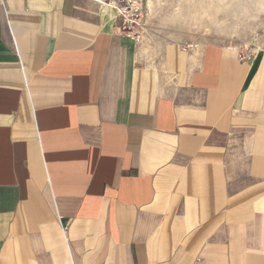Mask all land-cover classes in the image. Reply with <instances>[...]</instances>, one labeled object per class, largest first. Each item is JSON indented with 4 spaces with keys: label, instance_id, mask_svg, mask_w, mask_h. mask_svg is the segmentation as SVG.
Listing matches in <instances>:
<instances>
[{
    "label": "crops",
    "instance_id": "obj_1",
    "mask_svg": "<svg viewBox=\"0 0 264 264\" xmlns=\"http://www.w3.org/2000/svg\"><path fill=\"white\" fill-rule=\"evenodd\" d=\"M102 0H0V264H264V38L122 36Z\"/></svg>",
    "mask_w": 264,
    "mask_h": 264
},
{
    "label": "rangeland",
    "instance_id": "obj_2",
    "mask_svg": "<svg viewBox=\"0 0 264 264\" xmlns=\"http://www.w3.org/2000/svg\"><path fill=\"white\" fill-rule=\"evenodd\" d=\"M263 1L123 0L122 4L132 7L139 29L134 40L149 52L171 41L214 42L248 55L264 38Z\"/></svg>",
    "mask_w": 264,
    "mask_h": 264
},
{
    "label": "built area",
    "instance_id": "obj_3",
    "mask_svg": "<svg viewBox=\"0 0 264 264\" xmlns=\"http://www.w3.org/2000/svg\"><path fill=\"white\" fill-rule=\"evenodd\" d=\"M123 0L109 1L108 5L113 6L117 10L118 18L120 19V23L118 25V32L122 36H126L129 38L137 39L139 35V29L136 28L135 20L133 17V10L130 6H124L122 4Z\"/></svg>",
    "mask_w": 264,
    "mask_h": 264
},
{
    "label": "bare ground",
    "instance_id": "obj_4",
    "mask_svg": "<svg viewBox=\"0 0 264 264\" xmlns=\"http://www.w3.org/2000/svg\"><path fill=\"white\" fill-rule=\"evenodd\" d=\"M264 2V1H263ZM262 5V4H261ZM264 5V4H263Z\"/></svg>",
    "mask_w": 264,
    "mask_h": 264
}]
</instances>
